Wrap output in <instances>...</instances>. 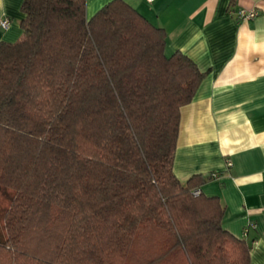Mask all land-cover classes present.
I'll return each instance as SVG.
<instances>
[{
	"label": "trees",
	"instance_id": "obj_1",
	"mask_svg": "<svg viewBox=\"0 0 264 264\" xmlns=\"http://www.w3.org/2000/svg\"><path fill=\"white\" fill-rule=\"evenodd\" d=\"M20 8V36L0 41V264H249L206 177L173 171L207 70L125 0Z\"/></svg>",
	"mask_w": 264,
	"mask_h": 264
},
{
	"label": "crops",
	"instance_id": "obj_2",
	"mask_svg": "<svg viewBox=\"0 0 264 264\" xmlns=\"http://www.w3.org/2000/svg\"><path fill=\"white\" fill-rule=\"evenodd\" d=\"M22 1L0 0L9 19L0 41L20 36ZM107 1L86 0L87 15ZM125 1L164 28L166 53L180 50L207 70L180 108L173 171L182 182L206 177L200 190L219 197L223 226L250 244L249 264H264V0ZM240 7L258 14L239 19Z\"/></svg>",
	"mask_w": 264,
	"mask_h": 264
},
{
	"label": "built area",
	"instance_id": "obj_3",
	"mask_svg": "<svg viewBox=\"0 0 264 264\" xmlns=\"http://www.w3.org/2000/svg\"><path fill=\"white\" fill-rule=\"evenodd\" d=\"M147 1H152V0H147ZM237 17L239 19H250L253 18L258 14V11L256 8H245V7H240L239 9L236 10ZM9 24V19L7 17H1L0 18V26L5 28ZM231 162L228 161V164ZM210 176H217L216 173H210ZM255 223L252 221L247 222L246 226L243 229V232L245 233L250 227H254Z\"/></svg>",
	"mask_w": 264,
	"mask_h": 264
},
{
	"label": "rangeland",
	"instance_id": "obj_4",
	"mask_svg": "<svg viewBox=\"0 0 264 264\" xmlns=\"http://www.w3.org/2000/svg\"><path fill=\"white\" fill-rule=\"evenodd\" d=\"M13 194V189L10 187L0 185V239L5 235V228L3 226L2 215L5 208L10 203L11 195Z\"/></svg>",
	"mask_w": 264,
	"mask_h": 264
}]
</instances>
